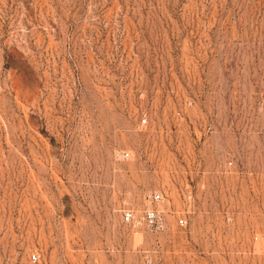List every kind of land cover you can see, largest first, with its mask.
<instances>
[{
  "label": "rangeland",
  "instance_id": "rangeland-1",
  "mask_svg": "<svg viewBox=\"0 0 264 264\" xmlns=\"http://www.w3.org/2000/svg\"><path fill=\"white\" fill-rule=\"evenodd\" d=\"M0 264H264V0H0Z\"/></svg>",
  "mask_w": 264,
  "mask_h": 264
},
{
  "label": "built area",
  "instance_id": "built-area-1",
  "mask_svg": "<svg viewBox=\"0 0 264 264\" xmlns=\"http://www.w3.org/2000/svg\"><path fill=\"white\" fill-rule=\"evenodd\" d=\"M160 198H161V195L158 194V193H155L153 195V197H152V199L156 200V201H158ZM146 217H147V219H148V221L150 223H154V221L156 219V212H154L153 210H149L147 212ZM131 219H132V213L131 212H126L125 213V220L126 221H130ZM186 223H187L186 219H179V225L184 226V225H186ZM31 258H32L33 261H37L38 260V256L34 255V254L31 256Z\"/></svg>",
  "mask_w": 264,
  "mask_h": 264
}]
</instances>
